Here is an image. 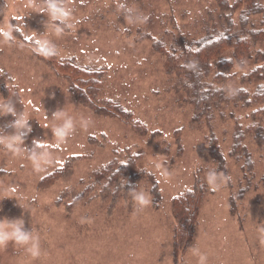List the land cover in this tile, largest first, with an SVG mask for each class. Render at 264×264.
<instances>
[{
  "label": "rangeland",
  "instance_id": "rangeland-1",
  "mask_svg": "<svg viewBox=\"0 0 264 264\" xmlns=\"http://www.w3.org/2000/svg\"><path fill=\"white\" fill-rule=\"evenodd\" d=\"M57 2L70 10L67 21H53L41 11L47 0H0V29L11 31V39L0 35V100L7 98L17 113L27 114L31 132L23 146L31 150L39 140L48 152L38 171L27 152L16 155L0 144V219H23L25 229L39 238L41 253L33 258L9 242L0 247V264H174V197L201 185L198 228L186 253L179 254L180 263L199 264L196 248L207 256L206 264H264V113H254L258 106L247 102L230 103L210 120H196L185 76L169 73L164 53L154 45H192L226 26L218 0ZM240 12L233 15L236 26L242 23ZM252 21L250 28L264 30V12ZM66 58L100 72L95 89L100 98L123 105L146 131L79 101L61 66ZM238 72L227 85L230 93L246 71ZM248 88L256 91L255 84ZM57 110L74 122L60 143L52 132L63 123L54 118ZM14 119L0 116V134L14 131ZM236 128L245 133L247 151L241 145L240 154L231 152ZM212 133L221 146V164L210 154ZM135 155L136 191L149 194L150 203L104 199L107 179L100 180L97 171ZM76 156L69 170L42 182ZM212 172L225 178L217 186L208 182ZM155 181L158 200L152 194Z\"/></svg>",
  "mask_w": 264,
  "mask_h": 264
},
{
  "label": "trees",
  "instance_id": "trees-1",
  "mask_svg": "<svg viewBox=\"0 0 264 264\" xmlns=\"http://www.w3.org/2000/svg\"><path fill=\"white\" fill-rule=\"evenodd\" d=\"M222 9L226 12V26L215 29L207 33L205 37L197 40L194 44L183 43L180 48L176 46L167 48L162 42H155L157 51L163 52L165 57V67L169 73L176 72L182 79L183 87L188 95V99L194 104L195 119L210 120L214 117V112L223 104L234 103L236 106L257 105L254 113H264V48H257L259 40L264 42V30L250 28L253 15L264 12V5L258 0H218ZM227 10H231L228 13ZM241 10V25L236 26L233 18L234 12ZM254 23V22H253ZM255 36L261 39H254ZM65 77L70 84V90L75 97L86 107L99 115L120 117L124 122L133 125L136 129L145 132V127L134 120L132 112L127 110L120 103L113 100L101 99L95 89L101 82V74L98 71L83 69L71 59L65 60L61 65ZM252 66L250 70L246 69ZM58 68V67H57ZM76 68L86 71L88 77L80 76ZM240 69L241 84L239 88L230 93L227 88L228 83L239 77ZM61 72V70L58 68ZM98 82V83H97ZM256 85V91H251L248 86ZM243 129L234 130V143L231 152L240 154L237 151L245 139ZM258 129L255 133H259ZM213 132V131H212ZM248 132H251L249 130ZM210 154L215 162L221 164L223 155L220 143L214 133L209 137ZM139 155L131 156L126 162L113 160L104 168L97 171L99 179H107L105 183L104 199H112L118 202L122 197H132L130 189L137 190V179ZM79 156L67 161V164L57 169L50 176L45 177L42 182H52L69 170L70 165ZM225 162V160H224ZM49 183V184H50ZM205 186H196L185 190L174 197L173 217L175 219L173 244H174V264H181L179 254L186 253L191 246L198 228L199 216L203 206ZM242 196L245 190L242 192ZM154 199H160L158 182L155 181L152 187ZM78 199L76 200V203ZM234 215V212L232 213Z\"/></svg>",
  "mask_w": 264,
  "mask_h": 264
},
{
  "label": "clouds",
  "instance_id": "clouds-1",
  "mask_svg": "<svg viewBox=\"0 0 264 264\" xmlns=\"http://www.w3.org/2000/svg\"><path fill=\"white\" fill-rule=\"evenodd\" d=\"M121 7H123V5H121ZM41 11H46L53 21H67L71 15L70 10L59 4L57 0H47L46 8L41 9ZM0 35H3L5 39H11V31L0 29ZM9 114L15 117L14 121L10 124L14 131L11 134H0V144H2L6 150L16 155L27 152L36 170H41L42 164L48 162L47 145L39 140H35L33 142L34 147L31 150H27L23 146L27 134L31 132L27 114L23 112L17 113L14 103L7 101V98L0 100V116ZM53 115L56 119H63L62 124L52 129L53 135L56 137L57 142L60 143L71 135L74 130V122L63 110H57ZM223 179L225 178L218 177L214 172L208 175V182L213 186H217V180ZM130 192L133 200L141 207L150 203L149 194L143 191L137 192L134 189H130ZM9 242H14L16 245L25 247L27 253L33 258H38L41 254L39 238L34 235L32 231L25 229L23 219H0V247L6 246ZM192 251L193 255L198 256L199 264H206V255L200 253L196 248H193Z\"/></svg>",
  "mask_w": 264,
  "mask_h": 264
}]
</instances>
